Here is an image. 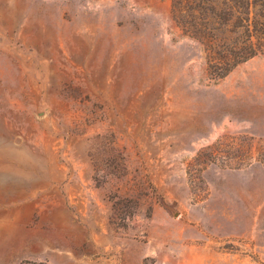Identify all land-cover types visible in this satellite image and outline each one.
<instances>
[{
	"label": "rangeland",
	"instance_id": "rangeland-1",
	"mask_svg": "<svg viewBox=\"0 0 264 264\" xmlns=\"http://www.w3.org/2000/svg\"><path fill=\"white\" fill-rule=\"evenodd\" d=\"M170 4L0 0V264H264V55Z\"/></svg>",
	"mask_w": 264,
	"mask_h": 264
},
{
	"label": "trees",
	"instance_id": "trees-1",
	"mask_svg": "<svg viewBox=\"0 0 264 264\" xmlns=\"http://www.w3.org/2000/svg\"><path fill=\"white\" fill-rule=\"evenodd\" d=\"M170 16L200 47L215 80L264 55V0H171Z\"/></svg>",
	"mask_w": 264,
	"mask_h": 264
}]
</instances>
